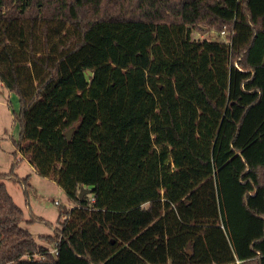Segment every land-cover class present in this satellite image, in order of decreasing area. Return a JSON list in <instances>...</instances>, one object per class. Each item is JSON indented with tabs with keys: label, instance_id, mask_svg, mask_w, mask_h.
<instances>
[{
	"label": "trees",
	"instance_id": "1",
	"mask_svg": "<svg viewBox=\"0 0 264 264\" xmlns=\"http://www.w3.org/2000/svg\"><path fill=\"white\" fill-rule=\"evenodd\" d=\"M0 83L73 205L52 255L0 173V264H264V0H0Z\"/></svg>",
	"mask_w": 264,
	"mask_h": 264
},
{
	"label": "rangeland",
	"instance_id": "2",
	"mask_svg": "<svg viewBox=\"0 0 264 264\" xmlns=\"http://www.w3.org/2000/svg\"><path fill=\"white\" fill-rule=\"evenodd\" d=\"M191 39L221 40V37L215 31L203 27L193 28ZM18 111L17 95L0 83V173H8L12 164L16 162L13 166L14 174L19 179L27 178V201L19 184L10 180H5L4 183L14 203L22 209L24 219L30 220L35 217L41 220L29 223L24 221L20 227L28 230L39 245L52 251L54 243L49 242L47 236L53 235L58 227L56 221L59 209L63 207L67 210L73 205L55 182L39 176L27 159L15 149L13 141L19 138V125L14 121V114ZM13 152L16 153L15 157ZM64 218L62 216L60 222Z\"/></svg>",
	"mask_w": 264,
	"mask_h": 264
},
{
	"label": "built area",
	"instance_id": "3",
	"mask_svg": "<svg viewBox=\"0 0 264 264\" xmlns=\"http://www.w3.org/2000/svg\"><path fill=\"white\" fill-rule=\"evenodd\" d=\"M219 36L223 39L225 37V33L222 31L219 34ZM54 204L57 205L58 203H54ZM49 253L52 254V255H56L57 254V250H56L55 246H54L52 251L49 250ZM40 259H44V257H41Z\"/></svg>",
	"mask_w": 264,
	"mask_h": 264
},
{
	"label": "water",
	"instance_id": "4",
	"mask_svg": "<svg viewBox=\"0 0 264 264\" xmlns=\"http://www.w3.org/2000/svg\"><path fill=\"white\" fill-rule=\"evenodd\" d=\"M66 136L69 137L70 133H67ZM83 194H86V195L89 194V190L81 188L80 192L78 193V198L81 199L83 197Z\"/></svg>",
	"mask_w": 264,
	"mask_h": 264
}]
</instances>
